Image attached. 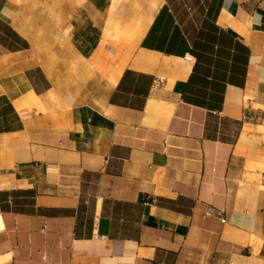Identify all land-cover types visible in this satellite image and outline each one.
<instances>
[{"label":"crops","instance_id":"1","mask_svg":"<svg viewBox=\"0 0 264 264\" xmlns=\"http://www.w3.org/2000/svg\"><path fill=\"white\" fill-rule=\"evenodd\" d=\"M0 264H264V0H0Z\"/></svg>","mask_w":264,"mask_h":264},{"label":"built area","instance_id":"2","mask_svg":"<svg viewBox=\"0 0 264 264\" xmlns=\"http://www.w3.org/2000/svg\"><path fill=\"white\" fill-rule=\"evenodd\" d=\"M5 229V225L2 219V216L0 215V232L3 231Z\"/></svg>","mask_w":264,"mask_h":264}]
</instances>
